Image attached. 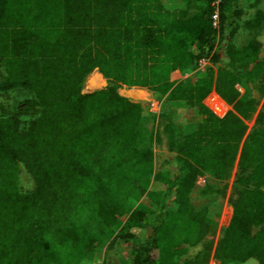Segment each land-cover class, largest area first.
<instances>
[{
    "label": "trees",
    "instance_id": "obj_1",
    "mask_svg": "<svg viewBox=\"0 0 264 264\" xmlns=\"http://www.w3.org/2000/svg\"><path fill=\"white\" fill-rule=\"evenodd\" d=\"M238 1L0 0V94L29 95L13 111L0 104V264H91L93 244L102 264H178L180 246L211 229L206 209L192 207L196 178L222 179L235 162L236 198L214 258L264 264V113L244 138L254 109L236 88L264 80V10L249 14ZM240 31L250 36L243 45ZM201 60L224 68L195 71ZM93 71L109 86L82 94ZM118 86L193 115L174 141L160 112L175 154L163 172L143 107ZM212 92L231 107L221 118L203 104ZM19 164L31 192L18 187Z\"/></svg>",
    "mask_w": 264,
    "mask_h": 264
},
{
    "label": "rangeland",
    "instance_id": "obj_2",
    "mask_svg": "<svg viewBox=\"0 0 264 264\" xmlns=\"http://www.w3.org/2000/svg\"><path fill=\"white\" fill-rule=\"evenodd\" d=\"M238 5L249 14H252L255 10H264V0H239ZM196 9L197 7L195 5L194 7L191 6L192 12ZM249 38L250 36L245 31H240L236 36L235 43L237 45H243ZM259 39L262 43V48L258 53V57L263 58L264 34H262ZM206 68L212 71V75L214 77L217 71L224 68V64L222 61L216 64H211L207 60H201L196 65L195 71H202ZM98 74V72L93 71L86 77L82 87V94H90L109 86L102 76L104 85L99 89L96 88L95 90L90 88V79ZM190 75L191 74H186L182 76L181 79L184 80ZM261 76L262 74H257L253 81L242 82L236 87L239 92V97L251 100L254 109V111L243 120L246 128L244 138L257 130L258 117L260 114L264 113V80H261ZM116 91L120 96L132 102L139 103L143 107V126L147 131L148 137H151L152 139L154 170L155 172H163L168 168L167 165L173 160L175 154L168 149L169 139L167 134L162 131L166 120L162 118L160 112L164 111L169 116V120L173 127L172 139L174 141H179L181 137L179 124L189 123L193 115L189 111L164 107L166 96H160L145 88L118 86ZM137 92L142 93L145 98L134 99L132 96ZM28 97L29 95L25 91L12 90L0 94V104L3 108L13 111L18 103ZM214 97L220 98L217 94L212 92L203 100L204 106L210 112L212 111L210 110L208 104ZM152 103L157 104L153 112L150 111ZM230 110L231 107L227 105V112ZM158 136L160 137V142L155 144L154 137ZM237 173V162H235L228 174L222 179H216L208 173H203L196 178L194 189L191 194L192 207L195 211L206 209L207 219L211 229L199 243L195 245L180 246L178 264H219L214 258V253L216 245L221 239L222 234L231 218L232 204L236 198V188L234 187V182L236 180ZM18 187L22 193L31 192L35 187L33 178L27 172L23 164L18 165ZM124 219L125 217H122L119 220L123 222ZM257 230V227H253L251 229V233L254 234ZM91 249V264H102L104 260V249H98L95 244L92 245ZM127 252V249L122 251L123 257H126Z\"/></svg>",
    "mask_w": 264,
    "mask_h": 264
},
{
    "label": "built area",
    "instance_id": "obj_3",
    "mask_svg": "<svg viewBox=\"0 0 264 264\" xmlns=\"http://www.w3.org/2000/svg\"><path fill=\"white\" fill-rule=\"evenodd\" d=\"M216 18L217 16L216 14H214V16L212 17V19L214 20V24L216 23ZM156 106L157 104L152 103L150 111L153 112ZM208 106L212 113L219 118L223 117L227 112V105L218 97L212 98Z\"/></svg>",
    "mask_w": 264,
    "mask_h": 264
},
{
    "label": "bare ground",
    "instance_id": "obj_4",
    "mask_svg": "<svg viewBox=\"0 0 264 264\" xmlns=\"http://www.w3.org/2000/svg\"><path fill=\"white\" fill-rule=\"evenodd\" d=\"M104 85V80H103V78H102V75L100 76L99 74L98 75H96V76H93L91 79H90V84H89V86H90V88L91 89H96V88H100V87H102ZM138 91H140V90H138ZM127 94V93H126ZM130 97V96H129ZM134 99H144L145 97H144V95H142V93H136V94H134L133 96H132Z\"/></svg>",
    "mask_w": 264,
    "mask_h": 264
},
{
    "label": "crops",
    "instance_id": "obj_5",
    "mask_svg": "<svg viewBox=\"0 0 264 264\" xmlns=\"http://www.w3.org/2000/svg\"><path fill=\"white\" fill-rule=\"evenodd\" d=\"M95 72H97V71H95Z\"/></svg>",
    "mask_w": 264,
    "mask_h": 264
}]
</instances>
